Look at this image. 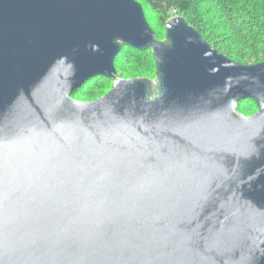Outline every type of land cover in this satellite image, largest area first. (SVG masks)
<instances>
[{"label":"water","instance_id":"95a60500","mask_svg":"<svg viewBox=\"0 0 264 264\" xmlns=\"http://www.w3.org/2000/svg\"><path fill=\"white\" fill-rule=\"evenodd\" d=\"M0 264H264V60L137 0H0Z\"/></svg>","mask_w":264,"mask_h":264},{"label":"rangeland","instance_id":"374dc122","mask_svg":"<svg viewBox=\"0 0 264 264\" xmlns=\"http://www.w3.org/2000/svg\"><path fill=\"white\" fill-rule=\"evenodd\" d=\"M137 1L142 5L146 20L160 40L165 39L167 20L180 15L198 30L211 46L227 54L230 53L228 57L233 60L242 64H253L264 60V42H260L255 38L261 37L264 39V34L252 36L247 31L246 24L239 25V21L232 19H228V24L226 25L218 14L220 10H217L218 7L215 0H190L191 9L186 13H179L172 5L174 2L170 0L171 7L167 10L163 20L160 18V14L152 11L144 0ZM125 51L126 56L129 58L126 59L125 57L124 61L120 63L119 67L121 69L128 71L131 75L139 74L142 70L145 71L144 75H135L134 77H154L155 66L151 49H145L140 52ZM232 52L241 54L243 58L237 59L235 55H231ZM116 77L123 76L121 73H117ZM112 82L113 79L108 78H91L80 91L71 96L79 100H94L105 94L111 88ZM240 104L243 110L238 108V111L245 115L253 114L257 111L252 101H242Z\"/></svg>","mask_w":264,"mask_h":264},{"label":"trees","instance_id":"16d2710c","mask_svg":"<svg viewBox=\"0 0 264 264\" xmlns=\"http://www.w3.org/2000/svg\"><path fill=\"white\" fill-rule=\"evenodd\" d=\"M172 1L174 2V4H172L173 7L179 13L180 12L186 13L191 9L190 0H172ZM144 2L148 4V6L151 8L152 11L160 14V18L162 20L164 19V15H166L167 10H169V7H171L170 0H144ZM215 2L217 3L216 5L218 7L217 10L218 9L220 10L218 14L222 17L221 19L222 21H224L226 25L228 24L227 20L232 19L235 21H239L238 22L239 25L246 24L247 31L251 33L252 36L264 34V0H215ZM255 38L260 42H264V39H262L261 37H255ZM125 50L140 52L138 50L132 49L129 46H123L121 52L117 55L115 59V68L117 73H121V75L125 78L134 77L135 75H144L145 71L143 70L139 74L131 75L129 74L128 71H125L119 67L120 63L124 61L125 57L126 59L129 58L128 56H126ZM219 51L222 54L227 55V57L228 54H230V53L227 54L225 52H222L221 50ZM231 55H235L237 59L243 58L241 54H236L234 52H232ZM98 78H104V77H98ZM84 85L78 91H80L84 87ZM78 91H76L75 93H77ZM244 101H251V100H244ZM238 108L240 110H243L240 102L238 103Z\"/></svg>","mask_w":264,"mask_h":264}]
</instances>
